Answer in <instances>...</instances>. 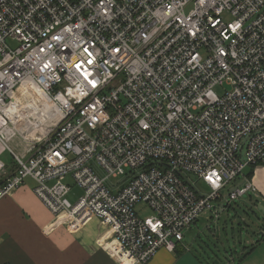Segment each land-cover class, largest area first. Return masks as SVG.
I'll list each match as a JSON object with an SVG mask.
<instances>
[{"label": "built area", "instance_id": "obj_1", "mask_svg": "<svg viewBox=\"0 0 264 264\" xmlns=\"http://www.w3.org/2000/svg\"><path fill=\"white\" fill-rule=\"evenodd\" d=\"M6 151L0 200L31 180L71 228L107 226L117 261L175 252L199 217L255 192L245 169L264 167V0H0Z\"/></svg>", "mask_w": 264, "mask_h": 264}, {"label": "crops", "instance_id": "obj_2", "mask_svg": "<svg viewBox=\"0 0 264 264\" xmlns=\"http://www.w3.org/2000/svg\"><path fill=\"white\" fill-rule=\"evenodd\" d=\"M244 176L249 179L255 192H248L251 200L243 210L253 217L254 208L260 205L264 207V167L246 168ZM243 181L240 178L232 188ZM33 186L31 180H25L22 186L0 200V264H126L109 254L106 238H101L104 230L96 226L97 219H89L81 227L71 228L66 216H53L34 196ZM226 206L219 211L217 219ZM205 215L207 220L217 221L211 212ZM262 221L264 223V217ZM241 227L240 223L231 225L229 231L224 227L221 229L222 237L216 235L217 239L208 243L198 239L201 252L195 249L194 243L185 242V232L190 227L184 230L183 239L175 252L161 249L147 264H214V261H218L217 264H264V240L244 258L238 257L243 252L242 248L252 242L242 241L238 232ZM233 243L235 246L232 249Z\"/></svg>", "mask_w": 264, "mask_h": 264}, {"label": "rangeland", "instance_id": "obj_3", "mask_svg": "<svg viewBox=\"0 0 264 264\" xmlns=\"http://www.w3.org/2000/svg\"><path fill=\"white\" fill-rule=\"evenodd\" d=\"M229 19V18H227ZM8 44L10 45L11 48L16 47L18 44L16 41L8 39ZM215 92L217 94H221L222 91L217 88L215 89ZM29 135L31 137H34L35 135H41V131H36V130H31ZM23 141L21 138L19 139H14L13 141H11L10 143V147L15 149L16 151L19 150V148H21ZM23 149L20 151L22 152ZM0 160L7 166L8 170L11 169L12 166V159L10 154L6 151L4 153H2L0 155ZM186 176L189 178V180L191 181L193 187L196 189V191H198L201 195H207L209 193V190L203 185V183L201 181H196V178L194 176L188 175L186 174ZM63 182H67V183H72V180L70 178H65L63 179ZM239 182H237L238 184ZM236 184V182H235ZM234 183L228 185V187L222 192V195L225 197L227 196L228 192L232 189V186L235 185ZM35 186V184H34ZM33 186V187H34ZM81 196V190L74 186L70 195L67 197L68 200L71 203H74L75 200ZM249 201V194L244 195L243 198L241 197L238 198L236 201V203L239 204V207H236L235 204H233L234 202H231V205L233 207V209L228 210V212H226V210L224 212H222L219 216V218L217 219V221H210L206 219V215L205 216H201L199 217V219L197 220V222L195 224H193L191 226V229L188 230L187 232H185V242H187L188 244L190 243H194V245L196 246V250L198 249L199 252H201V248L200 246H198V239H201L203 241H205L206 243H208L210 240H216L217 237L216 235H218V238L222 237L221 235V229L226 227L227 231H229V227L232 225H236L237 223H240L242 225V230H241V238L242 241H246L247 242H253L254 238H256V235L253 236V233H257L259 228L264 225L262 218L264 217L263 215V211L259 208V206L257 208H254V216H252V214L247 215L244 214L243 209L247 207V205ZM261 206V205H260ZM141 207H137V210H139ZM264 208V207H263ZM140 215L141 217L144 218H148L152 215V213L147 210V209H142L140 211ZM93 219V218H90ZM97 219V218H95ZM97 222V227L98 229H102L104 230V234L102 235L101 238H106V244L110 242V237H111V233L108 229L107 226H105L99 219L95 220ZM248 226V227H245ZM208 227V229H207ZM246 229L248 230V232H245ZM239 234V233H237ZM230 235H232V233H230ZM229 238V237H228ZM194 239H197L196 241H194ZM112 240V238H111ZM225 244V242H224ZM193 245V246H194ZM235 246V243L232 244L231 248L233 249ZM221 256V255H219ZM234 256V255H233ZM218 261H214V264H217ZM222 264V263H221Z\"/></svg>", "mask_w": 264, "mask_h": 264}, {"label": "trees", "instance_id": "obj_4", "mask_svg": "<svg viewBox=\"0 0 264 264\" xmlns=\"http://www.w3.org/2000/svg\"><path fill=\"white\" fill-rule=\"evenodd\" d=\"M253 167H250L249 169H252ZM251 175V172H249V174H248V176H250ZM248 194V193H247ZM246 194V195H247ZM249 200H251V198H249ZM233 204H235L237 207H239V204L238 203H236V202H234ZM253 205L254 206H256V204H255V202H253ZM225 209L226 210H230V209H233V207L230 205V204H228L226 207H225ZM244 211V210H243ZM245 212V214H249L248 213V211L246 212V211H244ZM249 212H251V213H253L252 212V210L251 209H249ZM245 227H248V226H245ZM242 228V227H241ZM243 229V228H242ZM241 229V230H242ZM241 230H239L238 232L240 233L241 232ZM246 232H248L247 231V229H246ZM262 240H264V226L262 227V229H260V233H256V238H254V240H253V242H251L249 245H247V246H245V247H243L242 248V250L241 251H243L241 254H239V258H244L247 254H249L254 248H255V246L257 245V244H259ZM239 260V259H238Z\"/></svg>", "mask_w": 264, "mask_h": 264}, {"label": "bare ground", "instance_id": "obj_5", "mask_svg": "<svg viewBox=\"0 0 264 264\" xmlns=\"http://www.w3.org/2000/svg\"><path fill=\"white\" fill-rule=\"evenodd\" d=\"M16 101H18V98H16ZM13 107L11 108V112L15 113L16 112V108H13ZM31 114H32V117L35 119L36 118V115L34 114V108H33V112Z\"/></svg>", "mask_w": 264, "mask_h": 264}, {"label": "water", "instance_id": "obj_6", "mask_svg": "<svg viewBox=\"0 0 264 264\" xmlns=\"http://www.w3.org/2000/svg\"><path fill=\"white\" fill-rule=\"evenodd\" d=\"M259 208H260V209L263 211V213H264V208H263V207H260V206H259Z\"/></svg>", "mask_w": 264, "mask_h": 264}]
</instances>
